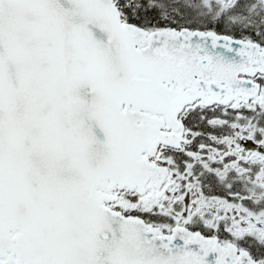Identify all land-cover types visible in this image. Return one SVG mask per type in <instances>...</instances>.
I'll list each match as a JSON object with an SVG mask.
<instances>
[{
	"label": "snow or ice",
	"instance_id": "1",
	"mask_svg": "<svg viewBox=\"0 0 264 264\" xmlns=\"http://www.w3.org/2000/svg\"><path fill=\"white\" fill-rule=\"evenodd\" d=\"M0 264H264V0H0Z\"/></svg>",
	"mask_w": 264,
	"mask_h": 264
}]
</instances>
